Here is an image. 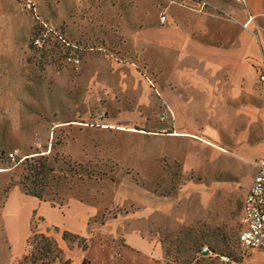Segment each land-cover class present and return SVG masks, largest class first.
Wrapping results in <instances>:
<instances>
[{
	"label": "rangeland",
	"instance_id": "374dc122",
	"mask_svg": "<svg viewBox=\"0 0 264 264\" xmlns=\"http://www.w3.org/2000/svg\"><path fill=\"white\" fill-rule=\"evenodd\" d=\"M27 1L0 0V264H52L57 254L65 264L70 258L54 244L71 251L89 241L71 232L75 237L63 238L67 230L35 216L25 252L16 262L12 234L16 224L22 232L23 224L22 215L14 220L18 205H12L13 185L54 205L73 196L84 202L91 214L88 233L113 248L125 245L128 232L141 230L148 241L154 237L160 242L165 264H239L246 254L238 232L251 165L230 154V114L219 112L218 125L198 129L204 140L212 133L219 136L223 149L195 143L185 149L183 161L182 150L169 151L172 111L150 90L158 73L150 55L131 56L150 84V93L135 98L118 93L111 82L101 85L103 60L94 62L88 74L81 73L87 53L95 57L101 50L123 47L110 36V28L122 21L146 28L167 2L29 0L32 11L25 7ZM69 39L77 41L75 47L67 44ZM67 56L81 59V65L77 68ZM91 67L89 63L86 69ZM155 100L158 106L152 104ZM119 106L123 110H115ZM68 119L75 124L66 123ZM120 126L134 131L122 133ZM9 151H16L15 163L4 156ZM146 195L166 199L167 207L157 218L150 214L141 222V217L135 220L142 209L138 201Z\"/></svg>",
	"mask_w": 264,
	"mask_h": 264
},
{
	"label": "crops",
	"instance_id": "0c3cea01",
	"mask_svg": "<svg viewBox=\"0 0 264 264\" xmlns=\"http://www.w3.org/2000/svg\"><path fill=\"white\" fill-rule=\"evenodd\" d=\"M165 1L166 5H161L159 12L160 15H166V20H161L159 15L156 22L147 24L146 28L143 25L136 27L126 24V21L110 28V36L121 41L123 47L118 46V52L110 48L101 50L102 53L97 48L100 52L88 50L97 55L93 57L90 52L86 54L88 59L81 73L91 72L94 62L103 60L105 66L101 71L105 81H101V85L111 82L118 93L131 97L140 93L146 95L150 93L149 79L137 71L136 61L131 56L137 59L140 54L146 58L150 55V63L158 72L155 83L150 81V90L155 89L167 109L172 111L173 130L166 133L171 143L169 151L173 154L175 150H182L179 152L183 161L186 160L185 149L195 143L211 142V147L223 149L218 145L221 140L219 136L212 133L206 141L198 129L208 124L218 125L219 112L230 114V125L235 128L233 144L230 146L233 153L230 154L236 160L242 159L251 165L249 181L244 187L245 198L256 173L253 161L264 158V84L257 79L259 69L264 66V0H206L208 5L203 10L197 9L190 0ZM110 36L108 39H112ZM76 42L69 39L67 44L74 46ZM113 42L108 40L110 46L115 44ZM126 52L130 56H126ZM81 62L80 59L77 68ZM89 63H92V67L87 70ZM153 96L156 99L154 93ZM82 103L83 106L87 105L86 102ZM156 103L155 100L152 104ZM119 108L115 110H123ZM210 111L213 116H206L205 112ZM66 123L75 124L71 119ZM117 129L122 133L134 131L123 126ZM10 193L14 199L13 207L18 205L17 219L14 220L18 221L22 215L20 221L23 224L22 232H17L16 224L12 234V243L16 246L14 260L23 256L30 222L38 216L46 225L60 226L79 237L89 239L85 249L75 245L69 251L63 244L60 245L62 253L70 258L69 264H165L160 242L154 237L148 241L141 230L125 234V245L118 248L111 247L97 235L89 234L88 225L85 224L91 217L90 211H85L87 204L74 196L66 198L63 204L54 205L43 198L25 193L18 185H13ZM149 195L138 201L142 209L135 220L141 217L139 221L143 222L146 218L150 219V214L157 218L166 209V199L154 200ZM8 197L9 194L4 204ZM242 208L243 202L240 214ZM245 250L246 254L239 264H264V249ZM52 264L63 263L57 258Z\"/></svg>",
	"mask_w": 264,
	"mask_h": 264
},
{
	"label": "built area",
	"instance_id": "2783aa9c",
	"mask_svg": "<svg viewBox=\"0 0 264 264\" xmlns=\"http://www.w3.org/2000/svg\"><path fill=\"white\" fill-rule=\"evenodd\" d=\"M197 9L203 10L208 4L206 0H190ZM242 2L243 0H235ZM25 7L33 9L31 1H27ZM161 20H166V15H160ZM244 26L246 24H243ZM66 60L78 65L80 59L67 56ZM258 81L264 84V66L258 71ZM16 151H9L6 154L7 160L15 163L17 158ZM24 159L21 157V160ZM256 166V173L252 183L246 193L243 201V208L240 215V229L238 232V241L243 248L264 249V158H258L253 161ZM202 251L210 253L208 248L204 247ZM226 260V257H222Z\"/></svg>",
	"mask_w": 264,
	"mask_h": 264
},
{
	"label": "trees",
	"instance_id": "16d2710c",
	"mask_svg": "<svg viewBox=\"0 0 264 264\" xmlns=\"http://www.w3.org/2000/svg\"><path fill=\"white\" fill-rule=\"evenodd\" d=\"M6 154L4 153V156H5ZM3 156V157H4ZM6 157V156H5ZM0 159H2V156H0ZM32 195H34V196H36V197H38V198H41L42 196L41 195H39V194H36V193H32ZM56 229V228H55ZM62 235H63V238H64V236L65 235H69L70 237H75L76 236V238H80L79 236H77V235H75V236H72L71 234H70V232H67V231H63L62 232ZM42 236V235H41ZM44 236V235H43ZM42 236V237H43ZM45 237V236H44ZM55 243V242H54ZM54 246H55V249H56V251L57 252H60L61 251V249L58 247V245L57 244H54ZM85 248H86V245H85ZM85 248H82V249H85ZM46 251H48V250H46ZM22 257H20V258H18L17 260H19V259H21ZM57 258H59V254H57V255H55V259H57ZM17 260H16V262H17ZM53 262V261H52ZM65 264H69V262L68 263H65Z\"/></svg>",
	"mask_w": 264,
	"mask_h": 264
},
{
	"label": "bare ground",
	"instance_id": "6f19581e",
	"mask_svg": "<svg viewBox=\"0 0 264 264\" xmlns=\"http://www.w3.org/2000/svg\"><path fill=\"white\" fill-rule=\"evenodd\" d=\"M130 130H132V129H130Z\"/></svg>",
	"mask_w": 264,
	"mask_h": 264
}]
</instances>
